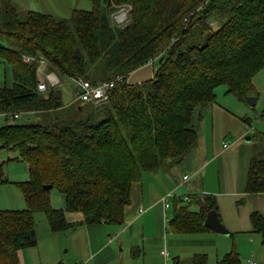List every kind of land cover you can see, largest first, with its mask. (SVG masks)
Here are the masks:
<instances>
[{"label":"trees","instance_id":"16d2710c","mask_svg":"<svg viewBox=\"0 0 264 264\" xmlns=\"http://www.w3.org/2000/svg\"><path fill=\"white\" fill-rule=\"evenodd\" d=\"M88 1L92 10L76 9L60 19L33 10L21 15L11 0H0V61L13 75L10 88L0 87V115L27 118L0 127V151L14 153L9 161L24 163L29 174L27 181L13 183L27 208L0 209V264H19V252L37 245L36 212L46 215L53 233L82 224L121 225L132 184L143 173L179 163L195 146L191 121L197 106L213 103L221 86L242 102L257 94L253 80L264 69V0ZM124 6L131 7L127 23L113 25L111 15ZM201 37L203 43H195ZM39 58L58 78L122 81L94 112L65 120L59 112L69 107L56 87L37 89ZM150 61L152 79L127 83L130 73ZM261 143L262 152L249 163L248 194L264 193ZM4 164L0 184L10 183ZM45 186L59 192L64 209L52 207ZM173 206L168 227L178 235L209 232L207 213L219 217L212 195L178 198ZM67 213L83 219L70 223ZM250 222L264 248V217L253 213ZM191 264H208V257L194 255ZM216 264L240 260L233 250Z\"/></svg>","mask_w":264,"mask_h":264},{"label":"crops","instance_id":"0c3cea01","mask_svg":"<svg viewBox=\"0 0 264 264\" xmlns=\"http://www.w3.org/2000/svg\"><path fill=\"white\" fill-rule=\"evenodd\" d=\"M6 68L10 82L9 85L0 84V87L10 88L13 75L11 68ZM153 73L154 67L148 63L130 73L127 83L150 80ZM253 84L256 92L264 91L258 79L254 78ZM215 94L213 103L197 106L194 110L191 126L197 133L195 146L179 163L143 173L140 180L132 184L130 204L124 210L121 225L82 224L77 227L72 235V259L77 261L73 264H168L174 253L182 249L188 255L186 263L191 264L194 255L205 254L208 264H216L228 253L230 237L244 263H255L253 260L257 247L261 246V238L253 232L250 216L257 213L264 217V193L248 194L246 182L250 160L262 152L264 133L260 134L257 145L249 146V137L244 145L246 130L242 126L243 119L239 118L241 114L228 106L232 102L227 98L229 94L225 87L216 89ZM1 117L4 124L0 125L9 124L8 117ZM226 143L228 146L224 147ZM197 194L215 198L219 219L229 231L228 236L212 231L178 235L169 229L168 220L173 217L175 200ZM54 207L64 209V203L57 202ZM82 219L80 213L66 214L70 223ZM164 250L169 253L167 258L162 255ZM180 258L174 257V264H182ZM43 260L38 243L19 252V264H44Z\"/></svg>","mask_w":264,"mask_h":264},{"label":"rangeland","instance_id":"374dc122","mask_svg":"<svg viewBox=\"0 0 264 264\" xmlns=\"http://www.w3.org/2000/svg\"><path fill=\"white\" fill-rule=\"evenodd\" d=\"M14 6L18 9L21 15L25 14L28 10H33L36 12H42L54 15L58 18H69L71 12L73 10H92V4L88 0H11ZM125 7V6H124ZM114 14L111 15V20L113 25L122 27L124 24H117L114 21ZM113 17V18H112ZM200 39V40H199ZM195 40V43H203L204 38H199ZM7 65L0 61V84L6 83L9 85L10 82V73L6 72ZM9 67V66H8ZM45 71V69H44ZM48 72V71H45ZM43 79V78H42ZM39 77V81L42 80ZM60 85H57L54 89L55 92L60 96L63 106L72 103L69 108H63L61 112H59L60 117L74 119L81 118L83 115L87 113H91L95 111V106L98 105L92 103H82L76 99L77 97V88L71 79L67 77H59ZM261 83L264 86V69L260 71L256 76L255 80ZM222 88L218 87V89ZM227 91V88H226ZM263 92V93H262ZM229 94V93H228ZM227 98L231 99V105H228L239 115L240 119H243L242 122L243 128L246 130V135L243 137L244 145H247L246 138H251V141L248 143L249 146H253L254 144H258L259 136L261 133H264V91H257V94L252 98L255 99L256 103L250 107L247 102H242L236 99L233 95L229 94ZM261 103V106H260ZM79 106L82 107V113L78 111ZM41 115V114H40ZM25 116H22L19 121L9 119V123L21 122L26 120ZM41 119V118H40ZM39 119V120H40ZM1 123L4 124V119L0 118ZM248 125V126H247ZM2 126V125H0ZM15 157V154L11 151H0V163L4 164L5 175H7V179L10 183L8 184H0V208H5L7 210H23L26 209V202L21 191L18 189L16 185L13 183L25 182L29 179V174L26 172L27 168H25V164L18 161H9ZM50 201L52 207L56 206L57 202L63 203V198L59 194V192L55 189L50 191ZM23 206V207H22ZM54 209H56L54 207ZM34 225L36 231L37 243L39 244V249L41 252L42 260L44 264H73L75 261L73 258V233L77 229L63 231L58 233H53L50 231L49 224L46 218V215L42 212H36L34 214ZM72 237V238H71ZM230 242V249L228 251L231 252L235 250L238 254L240 264H246L243 261V258L237 252V246L234 244V239L230 237L228 239ZM262 244L259 245L255 252L254 262L256 264H264V250ZM185 249H182L181 252L174 253L171 259L168 260V264H174V257L181 256L182 264H190L186 263L185 260L188 259V255L184 252ZM246 259V258H245Z\"/></svg>","mask_w":264,"mask_h":264},{"label":"built area","instance_id":"2783aa9c","mask_svg":"<svg viewBox=\"0 0 264 264\" xmlns=\"http://www.w3.org/2000/svg\"><path fill=\"white\" fill-rule=\"evenodd\" d=\"M131 10V7L125 6L119 9L114 14V21L117 24H124L128 20V14ZM24 60L28 62L31 60L29 57H25ZM39 64L37 68V75L41 77L42 80L39 81L37 89L39 92H44L47 90L48 87H56L57 85H60V80L57 77V75L54 72H45L44 68L46 65V62L43 58H39ZM153 61H150V64H152ZM72 82L75 84L77 88V100L82 103H92V104H102L107 101L108 94L111 91V89L114 88L115 84L117 82L122 81V77H117L110 81H103L99 83H92L91 81L85 80L81 77H76L71 79ZM20 116L18 114L13 115L14 119H18ZM227 143L224 144V147H227ZM184 179H187V177H184ZM186 199V197H185ZM166 201V200H165ZM169 205L166 203V208ZM162 255L164 257H168L169 253L168 251L164 250L162 252ZM255 264V263H252Z\"/></svg>","mask_w":264,"mask_h":264},{"label":"water","instance_id":"95a60500","mask_svg":"<svg viewBox=\"0 0 264 264\" xmlns=\"http://www.w3.org/2000/svg\"><path fill=\"white\" fill-rule=\"evenodd\" d=\"M255 99L252 97H249L247 99V103L250 107H252L254 105ZM248 140V138H247ZM46 190H52L51 186H45L44 187ZM204 227L207 228L208 230L216 233V234H220V235H224V236H228L230 233L229 231L222 225L217 213L215 211H211L208 212L206 215V219L204 221Z\"/></svg>","mask_w":264,"mask_h":264}]
</instances>
